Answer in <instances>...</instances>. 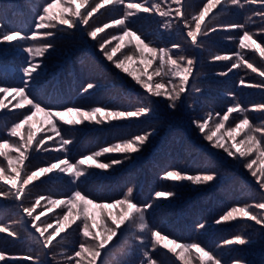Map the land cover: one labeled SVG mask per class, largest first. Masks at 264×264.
Masks as SVG:
<instances>
[{
  "label": "rangeland",
  "instance_id": "374dc122",
  "mask_svg": "<svg viewBox=\"0 0 264 264\" xmlns=\"http://www.w3.org/2000/svg\"><path fill=\"white\" fill-rule=\"evenodd\" d=\"M46 2L47 0H0V23L8 28L22 30L24 34L29 36L33 31H37L35 40L29 39L28 41L13 42L12 44L0 43V86L20 85L25 61L32 58L25 49L29 46L40 48L50 42L54 47L45 52L42 57H36L37 61H42V65L38 70L39 75L30 85L32 96L56 107L57 110H62L61 106H79L85 110L97 106H107L112 110H136L149 103L154 110L148 116L138 119L126 118L102 124L86 121L81 125H66L57 117L55 122L57 127L61 128V135L72 140V143L67 146V153L63 149L56 150L59 148L60 137H56L49 130L50 125L45 123L43 131L38 132L37 139L41 136H53V139L47 141L44 145L49 151L46 152L42 148L39 152H36L34 151L36 145L33 144V150L26 153L29 159L25 160L24 164L30 166L29 171L47 166L49 163L55 162V158H63L65 155L68 156L71 162L75 163L86 154L130 138L133 135L151 129H155V133L143 146L142 150L133 154L131 159L109 170L92 167L87 170L90 174H86V178L81 177L78 185L70 183L71 178L68 175L55 172L43 176L40 180L26 186L25 195L21 200H16L12 196L0 197V226L9 229L8 232H0V250L5 252L6 257V260L0 261V264H34L33 260L26 259L28 256L38 258L44 264H68L66 257L72 255L74 250H78L79 243H86L88 246L95 243L89 238L82 237L75 230L80 223V220L77 219L76 224L68 228L66 233H61V236L65 238L60 245L55 248L42 249L37 242L39 233L31 227L32 223L38 224L39 221H31V218L22 212V207L33 206L40 196L46 197L45 200H41L33 215H40L43 212L44 215H41L40 219L47 220L52 225L48 229L51 232L60 226L66 209L63 205L53 206L47 198L66 199L65 194L70 193L77 186L85 194H88L89 198L96 199L97 202L106 201L109 203L116 199H122L127 189L132 187L134 189L132 199L135 203L138 205L152 204L151 209L145 214V219L150 228L160 230L170 239H175L180 243H199L202 247L211 250L218 259H221L222 264H225V262L231 264L236 260H239L241 264H264V226L257 225L247 218H238L235 221L220 224L215 223L221 215L233 206H254L262 202L261 192L255 183V178L250 175L241 160L229 157L223 149L211 147L209 142L204 139L201 131L192 123L194 120H201L211 113L212 120L209 121V128L214 129V123L219 119L216 113L223 115L229 106L239 103L241 106L251 109L253 106L264 104V88L252 86L264 83V77L260 76L259 72H253L251 68L247 67V64H252L253 67L264 71V57L259 55L257 47H264V20H261L260 16L257 15V13L264 12V3L261 0H255V2L240 0V3L243 4L242 8L229 5L222 12L218 8L214 9L213 12L218 14L212 19L211 26L216 27L218 30L210 32L207 37H198V44L201 46H197L192 44L186 36L188 29L181 22V19L176 17L175 12L171 16L164 17L158 14V11H168L169 5L174 9L176 5L172 3V0H148L147 4H144V0H125V6L128 3H141L146 7L153 4L159 5L158 10L154 8L150 13L137 12L134 17L129 18L128 23L132 30L136 31L142 39H145L146 43H150L151 47L169 49H172V45L178 44L180 48L172 49L171 52L174 59H178L179 56L183 55L186 58H195L196 60L195 71L190 78V91L181 98L174 110L177 116L182 114V119L184 118L185 122L180 121L178 126H171L170 124L169 127L160 131L158 124L160 125L162 121H166L164 110L173 109L166 106L167 101L165 99L148 96L140 85L136 84L128 74L117 69L113 62L107 60L100 50L102 40L110 39L112 35H119L122 28L114 26L106 29L105 32L98 34L95 40L87 35V32L94 27L110 23L114 18H122L127 10L126 7L112 8L106 6L105 9H101L100 12L94 14L88 26L68 28L67 26L58 25L54 29L37 30L35 28L36 17ZM183 2L184 8L182 10L185 17L191 21V17L199 12L202 3L206 0H183ZM90 5L91 0H89V5L84 6L81 5L80 0L75 2V7L81 11ZM62 7L64 5H58L54 11H59ZM169 21H171L170 26L165 27L164 25ZM207 22L208 18L206 17L205 23ZM232 24H243L244 28L221 27ZM191 26L194 27V21L191 22ZM45 31H53L55 35L44 37L42 33ZM244 31L249 32L252 40L245 41L248 46L241 48L239 41ZM129 39L131 38H125V47H122L113 59L122 58L124 54H133L136 58L129 62L128 67L130 70L135 69L137 75H141L145 70L152 74L157 68L159 60L145 69L147 62L141 61L138 52L134 53L132 51L135 42L129 44ZM118 43H120L118 40L111 41L107 45V50L115 47ZM146 55H149L150 58V54L146 53ZM216 55H228L231 59L217 61L224 62L225 65L223 66L202 70L201 65L208 61L215 62L216 60L213 57ZM77 59L83 61L82 66L87 67V70L92 67L96 72L89 74L86 68L85 71L80 70L77 73L79 79L76 81L78 90L73 92L69 99L57 105L53 97H50L51 94L53 95V91H49L48 88L52 82L64 83L66 80L63 72L72 63L76 68L75 60ZM238 59H240L239 67L228 71L229 67ZM91 61L94 63L93 65H91ZM202 71L204 72L202 73ZM168 72H171V65L166 64L161 69V76H153V80L159 81L161 77H164L166 82L168 77L164 74ZM95 73H103V76L92 78ZM204 75H208L213 81L206 82V86L202 91H191L192 85H196L197 80ZM242 80L244 81L243 84L241 83ZM69 83L71 87L73 81L70 79ZM88 83H94L96 87L84 92L83 89ZM42 85L44 92L39 95L36 92V87ZM200 86L201 84H198L194 87L199 88ZM57 90H54L55 94ZM112 96H120L125 100H122L119 104V100L112 99ZM0 100L3 101L4 105L0 108V143L7 140L9 144L15 145L19 138L9 137L7 133L30 106L26 105L23 98L15 93H0ZM17 103L24 105V107L15 108L14 105ZM247 115L253 125H259L264 120V113L259 110L249 111ZM169 117L167 115V118ZM74 118H76L75 114L65 117V119ZM239 118L241 117L238 113H233L229 121L225 122V127L217 133V135L224 137L222 142L226 144L233 143L227 136V130L229 127H235V123L239 122ZM45 119L43 113H38L30 122L31 126L34 130L40 129V122L45 121ZM183 128H186L187 131H182ZM27 129L28 126L26 125L21 131L26 134ZM170 131L176 133V142L172 145L173 151L177 150L178 147L182 148L183 151L182 154L177 156L179 158L171 168L164 167V173L167 170L174 169L186 172L187 170L184 168L186 163L193 157H201L204 159L203 162L217 173L212 182L196 185L184 181L177 184L164 179V173H156L148 181L149 169H146L144 163L154 158L157 151L165 150L167 146L165 137L168 136ZM207 131L206 129L205 132ZM181 132L184 137L183 140H181ZM234 135L236 136L235 143L239 145L240 141L244 139V135L242 133H235ZM240 147L245 148L246 146L240 145ZM233 150L235 151V149ZM3 151L8 152L14 160L19 155V153L8 147H5ZM110 158L111 155L106 154L104 157H100L99 160L107 162ZM244 159H256L257 163L253 166L254 169L264 165V158H260L256 152H253L251 157ZM182 160L184 161L181 162ZM0 166L5 167V174L7 175V161L3 156H0ZM82 167L86 168L87 166ZM199 172L186 173L197 174ZM120 174L122 176L127 174L128 176L122 180L117 179L116 176ZM133 174L137 175L136 182L128 184L130 179H133ZM12 175H15V173H12ZM21 176H23V172H21ZM143 177H145L144 182H142ZM237 179L239 183L242 182L240 187H243V184L246 185L245 192L240 196L231 197L232 200L222 199L220 203L216 204L214 199L215 197L219 198L216 187L218 185L222 186L224 183L228 186L231 181L235 182ZM145 181L148 184L143 190ZM2 183L0 181V184ZM173 189L177 191V195L174 197L154 198L156 192ZM137 194L139 198H136ZM95 211L97 212V228H99L102 217L99 210ZM107 211L116 214L118 209L111 208ZM254 212H264V209H254ZM22 217L27 223L20 222ZM108 222L110 223V218ZM199 223H205L206 227L200 229L197 226ZM11 232H15L16 235H11ZM238 234L250 238L251 242L245 245L223 246V241ZM138 237H142L143 242ZM145 251H149L153 258L157 259V264H184L179 257L164 249L161 245H156L153 252L150 233L141 231L138 225L132 223L122 225L121 232L113 238L109 248L102 253L96 264H100L101 260L107 261L108 264H141V261L145 259L143 255ZM185 255L190 260V264H200L195 250L190 254L185 253ZM77 259H82V264H87L90 257L85 254L83 258Z\"/></svg>",
  "mask_w": 264,
  "mask_h": 264
},
{
  "label": "snow or ice",
  "instance_id": "6c2138e0",
  "mask_svg": "<svg viewBox=\"0 0 264 264\" xmlns=\"http://www.w3.org/2000/svg\"><path fill=\"white\" fill-rule=\"evenodd\" d=\"M75 2L76 0H47L36 17L35 28L39 30L54 29L58 25L67 26L68 28L88 26L94 14L100 12L101 9H105L106 6H111L112 8L125 6V0H91V5L81 11L75 7ZM80 2L82 6L89 5V0H80ZM252 2H255V0H252ZM261 2L264 3V0H261ZM147 3L148 0H144V4ZM172 3L176 5L174 9L169 5L168 11H158V14L164 17L171 16L172 13L175 12L176 17H179L181 22L188 29L186 36L190 39L192 44L197 46H201L198 44V37H207L210 32L218 30L216 27L211 26L212 19L218 14L213 12L214 9L218 8L219 11L222 12L229 5L243 7L240 0H206V2L202 3L199 12L193 15L191 21H189L182 10L184 8L183 0H172ZM144 4L128 3L125 6L127 10L124 12L122 18H114L110 23H104L103 26L94 27L87 32V35L95 40L98 34L105 32L106 29L113 28L114 26L121 27L122 31L119 35H112L110 39L106 38L102 40L100 43V50L106 56L107 60L113 62L117 69L128 74L136 84L140 85L148 96L165 99L167 101L166 106L175 110L177 103L190 91V78L194 74L196 60L195 58H186L183 55L179 56L178 59H174L171 55L172 49H179L180 45L174 44L172 45V49L151 47L150 43H146L145 39H142L136 31L132 30L128 23L130 17H134L137 12L150 13L154 8L157 10L159 9L158 4H153L150 7H146ZM58 5H64V7L59 11H54L57 9ZM257 15L260 16L261 20H264V12L257 13ZM206 17L208 18L207 23H205ZM193 21L194 27L191 26V22ZM170 24L171 21L164 26L169 27ZM221 27L235 29L244 28V25L232 24ZM42 35L44 37H52L55 33L53 31H45ZM126 37L131 38L128 41L129 44H132L133 41L135 42L132 51L134 53L138 52L139 59L147 62L145 64V69L159 60V64L152 74H149L145 70L141 75H137L135 69L130 70L128 64L136 58L133 54H124L122 58L113 59L116 53L119 52L122 47H125L124 41ZM36 38L37 31H33L29 36L24 34L22 30L8 28L3 23H0V43L7 42L12 44L13 42L28 41L29 39L35 40ZM113 40H118L120 43L110 50H107V45ZM250 40H252V36L248 31H244L240 38L239 46L241 48L247 47L248 45L245 44V41ZM253 43H255V41H253ZM53 47V44L50 42L40 48H34L32 46L27 47L25 51L32 58L26 60L25 66L22 68L23 75L21 77V84L17 86H0V93H15L23 98L26 105L30 106L26 112L22 113V117L18 122L12 125L7 133L9 137H18V142L15 145L9 144L7 140L0 143V156H3L7 161L8 170V174L6 175L5 167L0 166V181L3 182L0 184V197L6 198L12 196L16 200H21L25 195L26 186L33 184L34 181L40 180L43 176H48L55 172L68 175L71 178L69 182L78 185L81 177L86 178V174H90L87 170L92 167L100 170H109L131 159L132 155L140 152L143 146L149 141L150 137L155 133V129H151L141 134L133 135L130 138L123 139L119 142L104 146L90 154H86L75 163L71 162L68 156L65 155L63 158H55V162H51L47 166L38 167L34 171H29L30 166H26L24 161L29 159L26 153L29 150H33V144L36 145L34 149L36 152H39L42 148L46 152L49 151L44 145L47 141L52 140L53 136H41L37 139L38 132L43 131V125L45 123L50 125L49 130L53 132L56 137H60L59 148L56 150L60 151L63 149L64 152L67 153V146L72 143V140L61 135V128H58L55 122L57 117L66 125H81L86 121L102 124L126 118L138 119L148 116L154 110L150 103L136 110H112L107 106H97L88 110L79 106H61L62 110H57L56 107L46 104L44 101L32 96L30 85L36 76L39 75L38 70L42 65V61H37L36 57H42L45 52ZM257 47L259 55L264 57V47ZM146 53L150 54V58ZM237 55L239 54L237 53ZM213 59L221 61L229 60L231 57L228 55H216ZM240 59H242V57H240ZM240 59L233 63L228 71H231L232 68L239 67ZM178 61L184 63H179ZM166 64L171 65V72L164 74L168 77L167 81L165 82L164 77H161L159 81H154L153 76H161V69H163ZM247 67L251 68L253 72H259L260 76L264 77V71H260L253 67L252 64H247ZM224 74L226 75L227 73ZM241 83L243 84L244 81L242 80ZM252 86L264 88V83ZM94 87H96L94 83H88L83 91L87 92ZM191 91H200V89L193 86ZM2 107H4L3 101L0 100V108ZM14 107L23 108L24 105L17 103ZM253 110H259L264 113V104L253 106L250 109L241 106L239 103H235L229 106L223 115L216 113L219 119L214 123V129L209 128V121L212 120L211 113L201 120H194L192 122L201 131L204 135V139L209 142L211 147L223 149L229 157L243 162L244 167L250 172V175L255 178V183L258 185L261 192L262 202L254 206H233L215 221L217 224L232 222L238 218H247L254 221L257 225L264 226V212H254V209H264V165L258 169H254L253 166L257 163V160L244 159L246 157H251L253 152H256L260 158H264V146H262L264 145V120H262L259 125H253L247 115L249 111ZM9 111H11V109H9ZM38 113H43L46 119L40 122V129L34 130L30 122ZM233 113H238L241 118H239L238 123H235V127L228 128L227 136L233 143L226 144L222 142L224 141V137L217 135V133L225 127V122L229 121ZM70 114H75L76 118L65 119V117ZM26 125L28 129L25 134L21 130L24 129ZM206 129L208 130L207 132H205ZM235 133H242L244 135V139L240 141L239 145L235 143ZM240 145H245L246 147L241 148ZM5 147L19 153L15 160L9 156L8 152L3 151ZM233 149H235V151ZM106 154H110L111 158L107 162L100 161L99 158L104 157ZM82 166L87 167L84 168ZM21 172H23V176H21ZM12 173H15V175H12ZM216 175L217 173L214 169H206L197 174H188L182 170L174 169L167 170L163 178L177 184L188 181L200 185L212 182L216 178ZM133 191L134 189L129 187L122 199H116L111 203L106 201L97 202L96 199L89 198V195L80 190L78 186L70 193L65 194L66 199L56 200L48 197L47 199L50 204L56 207L63 205L66 209L60 226L51 232H49L48 229L51 228L52 225H50L47 220L40 219V216L44 215L43 212L40 215H33L36 207L40 205L41 200H45L46 197L40 196L34 202L33 206L22 207V212L25 213L27 217L31 218V221H39L38 224L32 223L31 227L39 233L37 242L41 245L42 249L55 248L57 245H60L65 238L61 236V233H66L68 228L76 224L77 219L80 220L75 230L79 232L82 237L89 238L95 243L92 246H88L86 243H79L77 246L78 250H74L72 255L66 257L68 264H82V259L77 258H83L85 254L90 257V259L87 260V264H96V261L101 258L102 253L109 248L113 238L117 237L121 232L122 225L126 223L136 224L141 231H148L150 233L153 252L156 245H161L164 249H167L169 252L179 257L184 264H190V260L186 257L185 253L190 254L195 250L200 264H222L221 259H218L213 255L211 250L202 247L199 243H180L175 239H170L160 230L150 228L145 219V214L151 209L152 204L147 203L138 205L135 203L132 199ZM175 195H177V191L173 189L156 192L154 193V198H170ZM111 208L118 209V212L113 214V212L107 211ZM74 210H76L75 213ZM95 210H99L102 217L99 228H97V212ZM109 218L110 223L108 222ZM20 222L27 223L23 220V217ZM197 226L200 229L206 227L205 223H199ZM8 231L9 229L7 227L0 226V232ZM45 233H47V235H45ZM11 235L15 236L16 233L11 232ZM57 237H59V239H57ZM138 239L143 242L142 237H138ZM250 242V238H246L243 234H238L223 241L222 244L223 246L234 244L245 245ZM143 255L145 259L141 261V264H157V259L153 258V255L150 254L149 251H145ZM26 259L33 260L34 264H44L43 261L33 256H28ZM5 260V252L0 250V261ZM100 264H108V262L101 260ZM225 264H228V262H225ZM231 264H241V262L236 260L231 262Z\"/></svg>",
  "mask_w": 264,
  "mask_h": 264
},
{
  "label": "trees",
  "instance_id": "16d2710c",
  "mask_svg": "<svg viewBox=\"0 0 264 264\" xmlns=\"http://www.w3.org/2000/svg\"><path fill=\"white\" fill-rule=\"evenodd\" d=\"M75 64H76V68H75L74 64L72 63L70 65V67L68 69H66L65 72H63V75L65 76L64 79L66 80L64 83H62V82H59V83L54 82L53 83L52 82L51 86L48 88L49 91H53V95L51 94L50 97H53V99L56 101L57 105H60L63 101L69 99L70 96L72 95V93L78 90L76 81L79 79V77H78L77 73L80 70L85 71V68L87 70V67L82 66L83 61H78V59H77V60H75ZM93 64L94 63L91 61V65H93ZM223 65H225L224 62L208 61L206 63H203L201 65V67H202V70H207L208 68H213V67L217 68V67H220ZM217 70H219V69H217ZM87 72H89V74H92L96 71L94 68L89 67ZM203 72L204 71H202V73ZM101 76H103V73L102 74L101 73H95L94 77H92V78H97V77H101ZM70 79L73 81V85H71V87H70V83H69ZM208 81H213V80H211V78L208 75H204L197 80L196 85H192V86H198V84H201V86L199 88H201L200 90L202 91L206 86L205 83ZM36 88H37L36 92L39 93V95L43 94V92H44L43 85L39 86V87L37 86ZM56 89H58V90H57V93L55 94L54 90H56ZM120 96H112V99L116 98L117 100H119V104H121V101L125 100V99L123 97L121 98ZM164 114L166 116V121H162L160 123V125L158 124L160 131H163L164 129H166V127H169L170 124H171V126L172 125L178 126L180 121L185 122V119L184 118L182 119V114L177 116L176 111H174V110H167V111L164 110ZM167 115H169L170 117L167 118ZM145 125H147V124H145ZM182 131L185 132L187 130H186V128H183ZM181 134H182V132H181ZM165 138L167 141V146H166L165 150L157 151L156 156L154 158H152L151 160H148L147 162L144 163V166L146 167V169H149L148 181L150 180V178H152L151 176L155 175L156 173L157 174L164 173V167L165 166L168 167L167 169L171 168L174 165L173 163L178 160L179 157H177V156L182 154V151H183L182 148L178 147L177 150L173 151L172 145L176 142V140H175L176 133L174 131H170L168 136H166ZM183 138L184 137L182 134L181 140H183ZM188 141H189V139H188ZM183 161L184 160H182L181 162H183ZM203 161H204V159H202L201 157H193L188 163H186V166H184V168H186V170H187L186 172H191V173L210 169V167H208L207 164L204 163ZM183 164H185V163H183ZM178 166H180V165H178ZM228 172H230V171H228ZM120 176H122V174H120L119 176H116V178L122 180L123 178L125 179L128 175L125 174L122 177H120ZM136 178H137V175L133 174V179H130L128 184L130 182L135 183ZM144 178L145 177H143L142 182H144ZM240 180H241V178H240ZM147 184H148L147 181H145V183L143 185V190L145 189V187H147ZM240 184H242V182L239 183L238 179H237V181H235V182L231 181V183L228 186H226V183H224L222 186L218 185V187H216V190L219 192L217 195V196H219V198L215 197V199H214V201H216V204L220 203L222 201V199L232 200L231 197L242 195L243 192H245L244 189L246 188V185L243 184V187H240L241 186ZM136 198H139L138 194H137ZM233 199H234V201H236L235 198H233Z\"/></svg>",
  "mask_w": 264,
  "mask_h": 264
}]
</instances>
